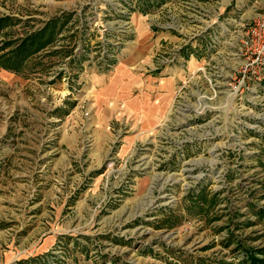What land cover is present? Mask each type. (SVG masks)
I'll return each instance as SVG.
<instances>
[{"label": "rangeland", "instance_id": "rangeland-1", "mask_svg": "<svg viewBox=\"0 0 264 264\" xmlns=\"http://www.w3.org/2000/svg\"><path fill=\"white\" fill-rule=\"evenodd\" d=\"M236 3L0 0V54L60 27L20 72L0 64V264H239L264 245V59L237 54L264 5ZM130 59L175 88L122 149L94 86Z\"/></svg>", "mask_w": 264, "mask_h": 264}, {"label": "crops", "instance_id": "crops-1", "mask_svg": "<svg viewBox=\"0 0 264 264\" xmlns=\"http://www.w3.org/2000/svg\"><path fill=\"white\" fill-rule=\"evenodd\" d=\"M236 2L239 7L246 4V0ZM252 7L254 11L259 6L253 3ZM136 61L146 62V59L119 63L114 71L99 79V85L94 86L97 120L103 118L112 124L119 122L129 127L130 134L124 137L122 149L137 135L136 129H148L162 118L175 88L171 76H154L134 70L131 66H136ZM141 64L136 68H142Z\"/></svg>", "mask_w": 264, "mask_h": 264}, {"label": "trees", "instance_id": "trees-1", "mask_svg": "<svg viewBox=\"0 0 264 264\" xmlns=\"http://www.w3.org/2000/svg\"><path fill=\"white\" fill-rule=\"evenodd\" d=\"M144 1V6L149 7L153 4V0ZM58 20V18L50 19L40 29L32 31L20 38L14 48L0 54V64L10 71L20 72L29 56L46 48L53 42L56 34L60 30V27L57 29ZM6 22L7 17H0V28L5 26ZM11 43V40L4 41V45L0 49L9 46ZM239 264H264V245L247 248L246 256L239 261Z\"/></svg>", "mask_w": 264, "mask_h": 264}, {"label": "built area", "instance_id": "built-area-1", "mask_svg": "<svg viewBox=\"0 0 264 264\" xmlns=\"http://www.w3.org/2000/svg\"><path fill=\"white\" fill-rule=\"evenodd\" d=\"M256 4H263L264 0H255ZM244 30L238 55H247V59H264V7L263 12L253 16L250 21L243 22Z\"/></svg>", "mask_w": 264, "mask_h": 264}]
</instances>
